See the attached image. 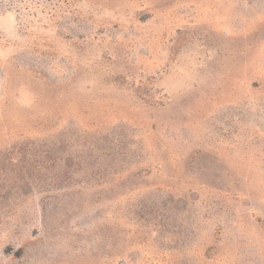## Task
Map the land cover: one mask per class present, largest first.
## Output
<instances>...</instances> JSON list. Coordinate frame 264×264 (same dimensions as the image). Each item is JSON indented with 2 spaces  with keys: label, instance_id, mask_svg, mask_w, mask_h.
<instances>
[{
  "label": "rangeland",
  "instance_id": "rangeland-1",
  "mask_svg": "<svg viewBox=\"0 0 264 264\" xmlns=\"http://www.w3.org/2000/svg\"><path fill=\"white\" fill-rule=\"evenodd\" d=\"M0 264H264V0H0Z\"/></svg>",
  "mask_w": 264,
  "mask_h": 264
},
{
  "label": "trees",
  "instance_id": "trees-1",
  "mask_svg": "<svg viewBox=\"0 0 264 264\" xmlns=\"http://www.w3.org/2000/svg\"><path fill=\"white\" fill-rule=\"evenodd\" d=\"M52 120H53V118H50L49 122L46 123V126L52 127ZM28 145H29L28 142L20 143L18 146H16V145L11 146L9 148V150L10 151L16 150L17 152L24 153V152H26L29 149ZM44 149H45L46 153L51 154L53 146H50V147H47V148H44Z\"/></svg>",
  "mask_w": 264,
  "mask_h": 264
}]
</instances>
